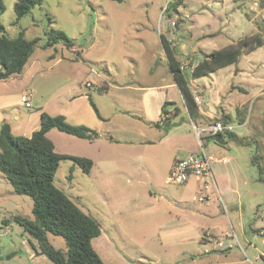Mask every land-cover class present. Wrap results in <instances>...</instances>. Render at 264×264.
Returning a JSON list of instances; mask_svg holds the SVG:
<instances>
[{"label": "rangeland", "instance_id": "rangeland-1", "mask_svg": "<svg viewBox=\"0 0 264 264\" xmlns=\"http://www.w3.org/2000/svg\"><path fill=\"white\" fill-rule=\"evenodd\" d=\"M2 1L4 35L12 39L23 31L26 40L40 42L23 75L0 81V126L6 122L15 136L29 137L36 126L38 107L60 113L66 110L68 100L80 93L101 104L103 94L97 97L93 89L105 91L108 82L111 93L122 97L118 107L132 106L134 90L156 86L180 106L182 117L173 120V127L182 118L199 130L217 121L223 124L225 119L247 145L238 146L226 138L224 157L232 158L238 174L257 178L258 165L264 176V44L233 65L189 79L192 95L200 100L201 118L193 124L178 88L170 86L172 75L160 40L162 35L170 43L187 74L205 55L244 36L254 34L264 41V0H43L17 23L15 0ZM51 30L63 32L77 49L62 44L41 49L45 32ZM50 56L55 60L48 59ZM24 95L26 101L21 102ZM25 102H30L32 109L25 108ZM84 104L95 118L90 104ZM136 124L127 117L121 126ZM139 127L145 130L141 124ZM147 130V140L137 141L157 140L164 133L152 126ZM54 132L58 136H50L56 153L86 155L83 158L93 161L88 174L70 160L61 161L53 183L100 224V236L91 245L103 264H264V183H253L254 195L245 196L239 211L228 207L217 211L222 216L220 225L215 222V237H208L205 244L212 252L201 260L203 244L177 232L170 241L161 235L177 229L182 222L179 218L199 207L191 190L166 182L165 166L172 155L169 149L127 142L125 133L113 132L112 141L95 140V136L93 144H78L79 139ZM209 137L205 131L200 134L208 156L214 146L206 144ZM256 155L260 159L253 158ZM210 167L216 168L212 163ZM31 207V199L16 194L0 173V264H51L45 256L35 255L36 242L11 220L14 216L31 220ZM47 237L55 249L64 251L61 237ZM217 242L224 249H217ZM191 256L196 260L191 261Z\"/></svg>", "mask_w": 264, "mask_h": 264}, {"label": "trees", "instance_id": "trees-1", "mask_svg": "<svg viewBox=\"0 0 264 264\" xmlns=\"http://www.w3.org/2000/svg\"><path fill=\"white\" fill-rule=\"evenodd\" d=\"M42 3L43 0H15L13 6L15 23ZM4 10L3 1L0 0V15ZM160 40L173 84L178 88L183 107L193 124L201 118V114L198 105L194 102L189 79L201 78L233 65L242 55L249 54L264 44L263 39L258 35L244 36L205 55L189 73L185 74L175 58L170 43L162 35ZM39 42V39L26 40L23 31H20L15 38H8L0 25V81L20 75ZM57 44L69 49L74 42L63 32L51 30L45 32V41L39 47L48 49ZM97 92L102 94L104 91L97 90ZM87 99L95 116L102 120L89 95ZM180 113L181 110L175 103L166 101L161 106L159 121L150 125L168 132L176 125L172 122ZM222 120L223 124H228L225 119ZM52 129L87 141L94 140L96 136L95 131L85 126L71 125L61 115L50 116L44 112L40 114L39 129L32 132L29 137L15 136L8 123H2L0 126V173L16 194L28 196L32 201L31 220L21 216H14L11 220L20 225L36 242L38 248L36 253L45 256L51 264H103L91 245L92 240L100 236V224L82 212L53 183L61 161H72L86 174L90 172L92 162L87 158L56 153L54 144L47 137V133ZM221 136L224 141L227 138L238 146L247 145L241 136L234 133H223ZM216 137H209L205 141L213 139L217 144ZM201 147L203 148V143ZM253 158L260 159L259 155ZM256 168L258 181L264 183L261 168L258 165ZM48 234L63 239L64 251L55 249L49 243Z\"/></svg>", "mask_w": 264, "mask_h": 264}, {"label": "crops", "instance_id": "crops-1", "mask_svg": "<svg viewBox=\"0 0 264 264\" xmlns=\"http://www.w3.org/2000/svg\"><path fill=\"white\" fill-rule=\"evenodd\" d=\"M74 48H76L75 45L72 46V50ZM61 58L63 59L64 57L61 56ZM48 59L55 60L54 56H50L48 57ZM34 65L35 60L29 65L28 70L30 71ZM23 73H25V68L20 75H23ZM170 86H175V84H173L172 82ZM111 88L112 85H110V83L108 82L107 89L102 93L104 99L101 104L93 98V102L102 120L98 119L96 116L95 118H92V116L89 115L86 108L84 107V103L89 105L86 93H80L79 95H77V97L72 96L68 100V106L66 110H63L62 112L56 114L63 116L66 122L71 125H82L95 131L97 133L95 140L106 138L112 141L114 140L113 132L120 134L125 133V138L129 140L127 142L145 145L150 148L160 146L169 149V151L172 152V155L169 159V162H167L165 166V170L167 173H169L172 164L177 159L195 155L199 153L201 149L204 151V148L201 147L202 142L196 138L193 127L190 123H188V121L184 120L183 118L178 126L172 127L168 132H164L159 139H152L151 141H146V143L145 141H137L139 140V138L147 140L144 131H146L147 133V129L151 128L150 124H154L159 121L161 106L164 102H173L178 108H180V106L177 102L167 99L166 94H161L159 91H157L156 89L159 87L151 86L150 88H148L151 90H134V92L131 93L130 100H132L133 102L132 106L123 105V107H118V98L122 97L118 96L115 92L111 93ZM93 91L98 94L97 97L100 96L96 88L93 89ZM20 101L22 102V96L20 97ZM29 104L30 107L27 109H32L30 102ZM37 111L38 112L35 116L36 126L32 129V132L39 129L40 114L42 112L50 116H58L55 113H48L42 107H38ZM179 115H181L182 117V113H180ZM127 117L132 118V120L136 121L137 124L130 127L121 126V124H123V121H126ZM140 124L145 127V130H142V128L139 127ZM156 130L162 133L161 129ZM54 131L55 129L50 130L47 133V137L52 141L55 149L56 145L54 143V140L50 136L51 134H55ZM55 135L58 136V134ZM95 140L87 141L79 139L80 142L77 143L79 144L86 142L87 144H93ZM208 142H212L214 144V146L209 148V156L214 159L211 163L212 166L215 165L216 168L214 170L211 168V172L206 179L191 177L184 184L185 188H187L188 191H192V199L199 202V207L189 209V214L187 216L179 218L182 219V222H180V225L177 229H172L169 230V232L161 233L162 238L168 239L169 241L171 240L173 233L177 232L178 236L184 235L187 236L188 239H192L198 244H203V246L199 248V251L204 254L202 256L201 254H199L201 260L210 257L208 256V254L212 252V250L210 251L209 249H207V246L205 244L208 242V237H215V234L213 233L215 222L218 226L220 225V218L222 216L217 211L222 208L224 212L226 207L230 208L231 210L236 209L237 211H239L242 208L245 196L254 195V189L252 188L253 183L259 182L258 179L253 178L251 174H238L236 168L234 167L232 158L224 157L225 144L223 146L218 145L213 142V139L206 141L207 145ZM80 156L85 157L86 155ZM204 183H206L207 185V189L203 190L204 195L206 196V200L204 202H200L198 200V192L203 188ZM222 234L224 235V233ZM246 242L251 247L250 241ZM231 245L233 249V247L235 246L232 243ZM252 247L254 252L256 250V247H254V245ZM34 250L35 255L39 256L36 253V251L38 250ZM258 256L259 255L257 254L256 258H258ZM190 260L195 261V256H191Z\"/></svg>", "mask_w": 264, "mask_h": 264}, {"label": "built area", "instance_id": "built-area-1", "mask_svg": "<svg viewBox=\"0 0 264 264\" xmlns=\"http://www.w3.org/2000/svg\"><path fill=\"white\" fill-rule=\"evenodd\" d=\"M87 86L90 87V83H87ZM25 96L26 95L22 96V101H26ZM193 99L197 105L200 103L199 97L193 96ZM24 106L29 108L30 104L25 102ZM192 127L198 140H200V134L203 131H205L210 137H216L223 133H233V126L231 124H222L218 121L202 130L197 129L195 126ZM213 160L214 159L208 156L202 149L195 155L177 159L170 168L166 182L172 185H184L191 177L206 179L211 172L210 165ZM206 189L207 185L204 183L203 188L198 192V200L200 202H204L206 200V196L203 191ZM216 248L224 249V245L221 242H217Z\"/></svg>", "mask_w": 264, "mask_h": 264}, {"label": "water", "instance_id": "water-1", "mask_svg": "<svg viewBox=\"0 0 264 264\" xmlns=\"http://www.w3.org/2000/svg\"><path fill=\"white\" fill-rule=\"evenodd\" d=\"M217 144L223 146L225 144V141L223 140L221 135H218L216 138Z\"/></svg>", "mask_w": 264, "mask_h": 264}]
</instances>
